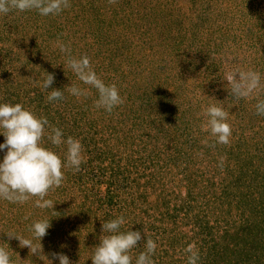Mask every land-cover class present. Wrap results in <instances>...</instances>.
<instances>
[{
    "label": "rangeland",
    "instance_id": "obj_1",
    "mask_svg": "<svg viewBox=\"0 0 264 264\" xmlns=\"http://www.w3.org/2000/svg\"><path fill=\"white\" fill-rule=\"evenodd\" d=\"M70 5L59 15L0 14V104L20 103L47 118L63 140H80L85 158L78 172L62 169L61 185L45 197L53 209L36 207L37 197L0 199V246L13 264H59L54 253L92 264L100 237L109 235L102 224L121 215L120 231L142 235L133 264L146 239L157 244L154 264H187L190 244L198 264H264V115L255 107L264 100V0ZM85 55L126 98L111 113L95 107L97 90L67 66ZM247 71L261 74L262 87L238 97L234 82ZM46 73L54 83L42 90ZM71 84L88 95H71ZM51 90L63 91V99L49 102ZM213 104L229 113L228 144L203 130ZM50 132L45 126L41 143L64 162L67 145H53ZM43 219L51 227L42 252L10 238L38 244L31 226Z\"/></svg>",
    "mask_w": 264,
    "mask_h": 264
},
{
    "label": "clouds",
    "instance_id": "obj_2",
    "mask_svg": "<svg viewBox=\"0 0 264 264\" xmlns=\"http://www.w3.org/2000/svg\"><path fill=\"white\" fill-rule=\"evenodd\" d=\"M108 2L115 4L117 0H108ZM70 6V0H0V14L7 15L12 10L20 12L36 10L42 16L59 15ZM57 46L61 52H70V48L62 43H58ZM67 66L83 84L97 90L96 108H103L111 113L115 107L124 103L126 98L121 97L117 86L105 84L94 71L86 55L79 59L69 58ZM229 80L232 81L233 76L229 75ZM53 83L54 75L46 73V79L41 85L42 90H48ZM260 87L262 85L259 72H242L240 82H234L233 93L238 97H247ZM65 89L77 98L88 95L86 89H81L74 84ZM61 99H63L61 90H51L47 96L49 102ZM255 107L257 115H264V100L258 101ZM203 114L209 117L207 124L202 126L203 130L210 131V134L217 138L218 143L228 144L232 135L231 125L227 122L229 113L213 104L208 106ZM45 126L51 128L48 139L53 145H67L64 162L58 154L42 145ZM0 128L4 129L0 134L5 137V143L0 144V151L7 149L3 162L0 163V199L22 204L31 197H37L36 207L53 209V201L45 197L50 189L61 185L64 179L62 169L71 167L78 172L85 160L80 140L73 137H68L66 141L63 140V133L60 129L51 127L47 118L37 117L31 109L25 108L20 103L0 104ZM125 223L121 215L102 224V232H107L109 235L100 237V243L94 248L91 258L92 264H133L131 250L137 247V242L142 239V235L140 231H120ZM50 227V221L47 219L32 224L33 236L39 241L36 245L28 239L21 240L16 236H10V238L15 237L23 247H28L30 252L36 254L38 251L42 252L41 240ZM144 247L145 250L136 257L135 264H154L151 257L157 248L156 242L146 239ZM184 251L187 254V264H198L200 255L195 244H190ZM53 257L59 259V264H70L66 255L54 253ZM0 264H13L4 246H0ZM49 264H51L50 261Z\"/></svg>",
    "mask_w": 264,
    "mask_h": 264
},
{
    "label": "trees",
    "instance_id": "obj_3",
    "mask_svg": "<svg viewBox=\"0 0 264 264\" xmlns=\"http://www.w3.org/2000/svg\"><path fill=\"white\" fill-rule=\"evenodd\" d=\"M236 234H237V233L233 234L232 237L234 238V237L236 236ZM233 238H231V239H233ZM220 259H221V258H220ZM218 261H219V259H218Z\"/></svg>",
    "mask_w": 264,
    "mask_h": 264
}]
</instances>
